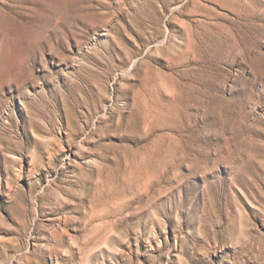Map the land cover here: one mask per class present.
I'll return each instance as SVG.
<instances>
[{
	"label": "rangeland",
	"instance_id": "374dc122",
	"mask_svg": "<svg viewBox=\"0 0 264 264\" xmlns=\"http://www.w3.org/2000/svg\"><path fill=\"white\" fill-rule=\"evenodd\" d=\"M0 264H264V0H0Z\"/></svg>",
	"mask_w": 264,
	"mask_h": 264
}]
</instances>
